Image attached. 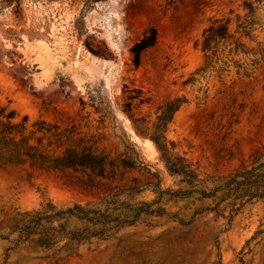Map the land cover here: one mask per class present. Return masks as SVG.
Segmentation results:
<instances>
[{
    "label": "rangeland",
    "instance_id": "374dc122",
    "mask_svg": "<svg viewBox=\"0 0 264 264\" xmlns=\"http://www.w3.org/2000/svg\"><path fill=\"white\" fill-rule=\"evenodd\" d=\"M245 2L258 7L254 36L263 43L264 0L0 4V112L14 111L16 122L27 117L28 127L39 120L74 122L112 154L135 151L157 175L129 171L123 182L85 187L66 175L35 172L29 179L0 169V264H264V175L244 182L249 174H243L264 162V60L234 55L221 74L208 72L185 84L204 64L195 45L210 21L244 15ZM152 29L156 44L136 68L130 49ZM137 93L145 103L136 101L130 118L123 109L128 95ZM176 98L186 102L166 136L174 145L170 154L194 173L192 185L167 170L133 123L143 118L151 127L157 109ZM239 173L236 180L244 184L233 182ZM116 187L139 188L119 200L158 213H142L71 256L32 240L17 242L18 233H10L16 212L47 202L57 209H103ZM116 213L133 220L131 212Z\"/></svg>",
    "mask_w": 264,
    "mask_h": 264
},
{
    "label": "trees",
    "instance_id": "16d2710c",
    "mask_svg": "<svg viewBox=\"0 0 264 264\" xmlns=\"http://www.w3.org/2000/svg\"><path fill=\"white\" fill-rule=\"evenodd\" d=\"M91 2L92 0H85V6ZM19 3L20 0L0 2L1 5H17L18 9ZM244 10V15L237 14L234 19L220 17L210 21L195 45L204 53V64L185 84H193L196 82V76H205L208 72L221 74L225 71L224 66L230 61L228 58L234 55L252 56L256 58L255 62L264 60V42H258L254 36L258 7L252 2H245ZM230 14H233V11ZM244 39L256 43L257 47L251 48ZM156 41L157 33L152 29L130 49L136 68L141 63L142 53L153 47ZM127 101L123 111L130 118H133L134 103L136 101H138L136 105L145 103L140 93L129 94ZM185 102L184 98H176L160 106L157 109L156 121L151 127L143 118L133 119V123L138 134L148 137L154 143L167 170L171 174L184 176V183L192 185L195 181L194 173L184 163V159L170 154V147L173 149L174 145L166 136L175 114ZM15 118L14 111L7 112L6 109H1L0 169L25 172L29 179L36 175L35 172L66 175L85 187H93L103 181L123 182L129 171L147 173L157 178L135 151L132 156L123 153L112 154L100 147L98 138L82 131L74 122L64 124L62 121L39 120L28 127L27 117L20 122H16ZM263 167L264 162L243 173L249 174L244 182H249V178L264 175L256 173ZM241 177L242 173L237 174L233 182L244 184L243 181L236 180ZM153 186L159 190L158 184ZM126 192L130 196L139 193L140 190L138 188L126 191L116 187V193L106 197L103 209L91 205L57 209L53 203L47 202L37 210L16 212L10 233H18L17 242L32 240L40 247L54 249L59 255H74L81 245H90L93 240L107 239L113 229L134 223L142 213H158L151 211L149 205L144 203L130 205L120 201V196ZM122 210L133 213V220L129 221L127 216L122 215L123 213H116Z\"/></svg>",
    "mask_w": 264,
    "mask_h": 264
},
{
    "label": "bare ground",
    "instance_id": "6f19581e",
    "mask_svg": "<svg viewBox=\"0 0 264 264\" xmlns=\"http://www.w3.org/2000/svg\"><path fill=\"white\" fill-rule=\"evenodd\" d=\"M146 144H148V146H151V147L153 146V144L150 141H148V140H146Z\"/></svg>",
    "mask_w": 264,
    "mask_h": 264
}]
</instances>
